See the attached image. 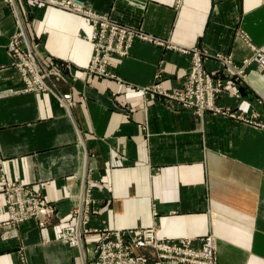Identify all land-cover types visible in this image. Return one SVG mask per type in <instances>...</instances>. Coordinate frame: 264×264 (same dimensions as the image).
Returning <instances> with one entry per match:
<instances>
[{
    "label": "crops",
    "instance_id": "1",
    "mask_svg": "<svg viewBox=\"0 0 264 264\" xmlns=\"http://www.w3.org/2000/svg\"><path fill=\"white\" fill-rule=\"evenodd\" d=\"M73 1L167 47L135 40L109 60L112 77H99L87 72L86 17L31 0H14L15 14L0 0V174L38 190L56 212L44 227L12 226L0 193V264H83L78 248L55 240L81 184L91 187L92 229L155 228L160 239L195 244L211 235L218 264H264V71L251 65L246 85L215 100L254 120L199 116L144 93L180 87L190 56L178 49L204 52L209 72L219 70L215 54L240 64L251 47L264 52V0ZM18 19L41 55L70 67L54 82L66 106L25 90L8 50ZM95 239L85 238L84 253Z\"/></svg>",
    "mask_w": 264,
    "mask_h": 264
},
{
    "label": "built area",
    "instance_id": "2",
    "mask_svg": "<svg viewBox=\"0 0 264 264\" xmlns=\"http://www.w3.org/2000/svg\"><path fill=\"white\" fill-rule=\"evenodd\" d=\"M16 14L14 0H4ZM51 0H33V3L52 4L59 8L86 17L91 25L88 38L92 46V57L87 72L99 77H112L107 72V64L112 56L123 57L127 54L135 40L147 41L157 46L167 47L165 42L113 23L107 14H96L82 8L75 1L52 3ZM169 47V46H168ZM253 55L236 64L230 57L215 54L219 70L206 71L204 68L205 53L192 49L189 52L178 49L182 54L190 56V65L180 87L175 91H158L166 98L168 105L181 109L192 110L193 114L202 115L206 111L244 120L243 116L231 112L230 108L219 107L216 98L228 90L230 86L246 85L247 69L255 65L257 70L264 71V52L255 50ZM8 50L16 70L26 91L47 92L54 94L62 105L69 104L70 96H57L54 92V82L63 80L62 66L53 58H45L39 54L36 45L26 35L22 22L18 19L16 30L11 35ZM68 66V64H67ZM69 67V66H68ZM70 68V67H69ZM53 86V87H51ZM150 89H144V93ZM238 97V95H235ZM260 126L262 124L257 123ZM1 168V156H0ZM0 193L4 198L7 213V223L12 226L31 219L39 220V227H44L52 217L55 209L47 199L31 186L7 180L0 174ZM89 184H81L75 196V208L70 216L71 224L62 227L55 240L71 248H78L82 262L85 259L83 238L89 234L87 224L92 213L93 200ZM99 237L94 243L96 260L93 264H145L143 256L139 255L141 248L147 247L156 264H218L217 245L213 236L208 235L196 240L181 238L176 240L160 239L155 228L138 230H96ZM82 248V251H81ZM21 262L23 263L22 259ZM84 264V263H83Z\"/></svg>",
    "mask_w": 264,
    "mask_h": 264
},
{
    "label": "rangeland",
    "instance_id": "3",
    "mask_svg": "<svg viewBox=\"0 0 264 264\" xmlns=\"http://www.w3.org/2000/svg\"><path fill=\"white\" fill-rule=\"evenodd\" d=\"M32 1V5L34 6H37L36 4H34L33 3V0H31ZM111 20V19H110ZM112 21V20H111ZM113 23H115V24H117V25H121L122 26V24H119V23H117V22H115V21H112ZM90 23V22H89ZM16 30V29H15ZM90 30H91V25H90ZM32 41V40H31ZM33 42V41H32ZM35 43V45H36V49L38 50L39 48H38V44H37V42H34ZM40 54V53H39ZM43 56V55H42ZM114 56H117V55H114ZM45 57V56H44ZM46 58V57H45ZM54 59V58H53ZM61 64V66H62V69H61V75H64V73L67 71V72H70V69H69V67L67 66V64H65V63H60ZM107 70V69H106ZM16 71V70H15ZM108 72V71H107ZM17 73V72H16ZM111 75V74H110ZM60 82H63V80H60ZM51 87H53V86H51ZM55 87V86H54ZM53 87V88H54ZM148 89H151L152 90V88H155V87H153V86H150V87H147ZM55 89V88H54ZM177 90V89H176ZM175 91V90H174ZM63 96H65V95H63ZM236 114H238L237 113V111H234ZM245 119H255L256 118V116L253 118L252 116L251 117H244ZM259 124H261V122H259ZM263 125V124H262ZM3 197V196H2ZM3 200H4V198H3ZM75 201V200H74ZM49 203V202H48ZM50 204V203H49ZM5 206V205H4ZM52 207L54 208V206L52 205ZM74 208H75V204L73 205V207H72V209H71V212L70 213H72L73 212V210H74ZM55 209V208H54ZM5 210H6V207H5ZM91 215L92 214H90L89 216V218H91ZM53 216L55 217L56 216V212H54V214H53ZM29 220H36L37 222H38V224H39V220L38 219H36V218H31V219H28V220H26V221H29ZM90 220V219H89ZM26 221H24V222H26ZM24 222H22V223H20V224H18L17 226H19V225H21V224H23ZM90 222V221H89ZM47 224V223H46ZM17 226H15V227H17ZM39 226V225H38ZM87 228L90 230L89 231V234L88 235H86L84 238H83V242H84V240H85V238L87 237V236H90L91 234H95L96 235V239L99 237V233L98 232H96V229H92V228H90V226H89V223L87 224ZM104 229H107V230H112V229H108V228H103V230ZM96 239H95V241H96ZM171 240V239H170ZM95 241L93 242V244H92V246L90 247V249L89 250H86L85 251V259H84V261H83V263L84 264H93L94 262H95V260H96V252H95V250H93V248H94V243H95ZM83 250H84V245H83ZM88 253L91 255V256H89L88 257ZM150 252H149V250H148V248L147 247H144V248H141V250L139 251V255H141V256H143V258H144V260H145V264L147 263V261L148 260H150L151 258L153 259V261L156 263V261H155V259L152 257V255H151V253H150V255H148Z\"/></svg>",
    "mask_w": 264,
    "mask_h": 264
},
{
    "label": "bare ground",
    "instance_id": "4",
    "mask_svg": "<svg viewBox=\"0 0 264 264\" xmlns=\"http://www.w3.org/2000/svg\"><path fill=\"white\" fill-rule=\"evenodd\" d=\"M63 1V0H62ZM70 1H73V0H70ZM75 2H77V1H75ZM81 6V5H80ZM82 7V6H81ZM83 8V7H82Z\"/></svg>",
    "mask_w": 264,
    "mask_h": 264
}]
</instances>
